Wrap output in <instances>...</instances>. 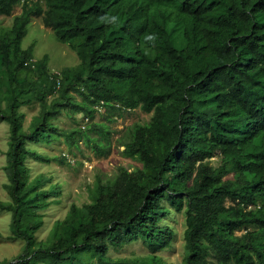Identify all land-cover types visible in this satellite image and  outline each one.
<instances>
[{
  "label": "trees",
  "instance_id": "trees-1",
  "mask_svg": "<svg viewBox=\"0 0 264 264\" xmlns=\"http://www.w3.org/2000/svg\"><path fill=\"white\" fill-rule=\"evenodd\" d=\"M19 5L13 24L0 29L12 197L0 208L12 212L11 237L25 245L0 264H175L156 253L176 237L163 224L174 210L186 215L181 264H264V0H0V17ZM104 15L119 19L108 25ZM32 16L77 52V65L53 71L48 55L36 59L35 45L24 47ZM35 103L27 128L22 108ZM101 108L111 120L138 108L152 114L124 140L141 164L98 176L91 201L73 203L41 238L44 210L60 200L62 184L45 172L33 176L27 160L71 159L30 143L63 140L72 150L82 137L108 153L107 124L57 122L64 110L85 120ZM140 239L154 254L109 255Z\"/></svg>",
  "mask_w": 264,
  "mask_h": 264
},
{
  "label": "rangeland",
  "instance_id": "rangeland-1",
  "mask_svg": "<svg viewBox=\"0 0 264 264\" xmlns=\"http://www.w3.org/2000/svg\"><path fill=\"white\" fill-rule=\"evenodd\" d=\"M22 12V6H17L11 15L0 17V29L13 24L14 16ZM172 25V23H171ZM180 43H182L180 39ZM35 45V58L40 59L49 56V67L53 71H59L79 63L78 54L69 45L59 41L51 27H47L40 16H32L29 32L23 40L24 47ZM80 98V97H79ZM26 114L25 127H29L33 118L39 113V103L23 106ZM109 111L106 108L98 110L94 119H83L78 113L70 114L64 110L57 122L61 128H79L89 123H105L108 126L110 141L109 152L98 154L84 138L78 140L79 146H73L72 150L63 140L53 144L30 143L37 151L52 157L66 153L70 157V163H61L57 159L51 161H37L29 158L28 164L32 169V175L41 172L53 175V181L62 184L60 200L49 205L44 212L45 225L39 231L41 238H46L57 219L66 217L73 203L83 205L91 201L92 186L98 176L103 179L113 177L121 168L133 169L141 162L125 152L124 140L127 139L130 127L137 122H146L152 116L151 113L138 108L126 111L118 120L109 119ZM88 123V124H87ZM85 126V127H86ZM92 136L101 139L97 130L90 131ZM11 138L10 123L0 121V199L11 200L8 190L10 183L9 155ZM217 164V158L212 160ZM231 201L229 200L228 203ZM13 214L11 211L0 208V260L13 258L24 250L25 241L14 239L11 224ZM163 224H171L176 229V237L171 246L162 248L156 253L169 263L181 264L186 253V215L183 211L174 210L172 215L164 218ZM154 254L143 239L128 243L124 246H112L109 255L114 258H140ZM95 264H98L95 263Z\"/></svg>",
  "mask_w": 264,
  "mask_h": 264
},
{
  "label": "clouds",
  "instance_id": "clouds-1",
  "mask_svg": "<svg viewBox=\"0 0 264 264\" xmlns=\"http://www.w3.org/2000/svg\"><path fill=\"white\" fill-rule=\"evenodd\" d=\"M118 19L119 18L117 16H112V15H104L100 17L101 22L108 24V25L117 23ZM157 38L158 37L156 36V34H150L147 36V40L150 41L153 45L155 44Z\"/></svg>",
  "mask_w": 264,
  "mask_h": 264
}]
</instances>
